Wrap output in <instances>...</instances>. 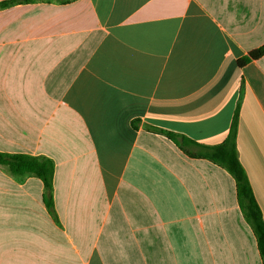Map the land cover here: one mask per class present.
<instances>
[{"label": "crops", "instance_id": "crops-1", "mask_svg": "<svg viewBox=\"0 0 264 264\" xmlns=\"http://www.w3.org/2000/svg\"><path fill=\"white\" fill-rule=\"evenodd\" d=\"M263 45L264 0L0 6V152L54 162L56 214L0 164V264H263L234 177L152 130L217 146L237 111L264 220Z\"/></svg>", "mask_w": 264, "mask_h": 264}, {"label": "trees", "instance_id": "trees-1", "mask_svg": "<svg viewBox=\"0 0 264 264\" xmlns=\"http://www.w3.org/2000/svg\"><path fill=\"white\" fill-rule=\"evenodd\" d=\"M28 1L32 0H11L0 4V6ZM263 55L264 45L241 58L239 64L244 65ZM237 120L238 112L236 111L229 137L224 143L217 146L201 145L184 136L158 128H152V130L168 137L189 156L208 159L225 168L234 177L237 186L239 205L255 233L262 262L264 264V220L249 179L238 158L236 148ZM189 147L196 148V151L188 150ZM0 164L8 166L14 175H24L28 173L41 179L45 189L44 202L49 211L54 216L56 215L53 202V176L55 165L51 159L38 158L25 154H7L0 152Z\"/></svg>", "mask_w": 264, "mask_h": 264}]
</instances>
